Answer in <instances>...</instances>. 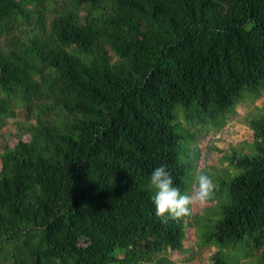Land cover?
I'll list each match as a JSON object with an SVG mask.
<instances>
[{"label":"trees","instance_id":"16d2710c","mask_svg":"<svg viewBox=\"0 0 264 264\" xmlns=\"http://www.w3.org/2000/svg\"><path fill=\"white\" fill-rule=\"evenodd\" d=\"M262 89L264 0H0V128L25 121L0 155V264H175L196 223L157 217L148 182L163 163L186 189L175 110L217 133ZM247 123L256 152L225 151L239 173L195 229L210 264H241L230 244L264 264V118Z\"/></svg>","mask_w":264,"mask_h":264},{"label":"rangeland","instance_id":"374dc122","mask_svg":"<svg viewBox=\"0 0 264 264\" xmlns=\"http://www.w3.org/2000/svg\"><path fill=\"white\" fill-rule=\"evenodd\" d=\"M17 117L14 120H9L7 124L0 128V155L6 148L13 147L18 140L17 130L25 124L23 114L20 109L17 111ZM231 122L228 124L233 130V143L225 144L218 142L216 145L208 141V137L215 133V126L222 120L220 117L215 121H210L208 125H203L197 120L189 119L184 112L177 108L175 110V119L172 123L175 132L180 136V145L182 149V156H186L185 163L187 165L186 174L184 176L185 191L191 192L194 184L192 182L193 174L205 171L214 180L215 190L214 195L206 202H194L192 211L186 220V227L189 230L192 222L196 223V227L190 229L187 242L185 241V251L183 254L171 252L170 259L175 264H210L209 257L213 253L212 250L201 249L197 246L195 238V229L201 230L204 234H208L213 230L214 225L221 218L222 207L228 201V192L224 188V183H229L239 171L234 169L231 165L224 161L225 151L232 146L239 153L244 149L250 155L255 154V146L252 139V132L249 129L247 121L260 120L264 118V89L258 93H247L245 98L236 108L235 115H229ZM205 131L209 134L204 136ZM27 139V136H23ZM197 147L200 149V159L198 162L195 158ZM215 147L218 150L213 149ZM233 151L229 150L227 154ZM0 159V171H1ZM152 191V189H151ZM197 214V215H196ZM12 249L11 246H7ZM11 251V250H10ZM223 253L225 259L230 263L241 261L242 264L246 258L247 250L242 248L236 249L233 245H228ZM6 256H3L4 259ZM247 260V259H246ZM243 261V262H242ZM248 264H261L260 257H253L248 259Z\"/></svg>","mask_w":264,"mask_h":264},{"label":"clouds","instance_id":"9594fccd","mask_svg":"<svg viewBox=\"0 0 264 264\" xmlns=\"http://www.w3.org/2000/svg\"><path fill=\"white\" fill-rule=\"evenodd\" d=\"M148 182L152 189L151 200L155 214L164 219L188 216L194 202L206 203L214 195L215 190L213 178L207 172L200 171L193 174L192 191H182L174 183L167 164L163 163L152 169Z\"/></svg>","mask_w":264,"mask_h":264},{"label":"built area","instance_id":"2783aa9c","mask_svg":"<svg viewBox=\"0 0 264 264\" xmlns=\"http://www.w3.org/2000/svg\"><path fill=\"white\" fill-rule=\"evenodd\" d=\"M233 135L232 128L230 126H226L219 132L211 134L208 137V141L214 145H216L218 142H226L225 144H231L233 143Z\"/></svg>","mask_w":264,"mask_h":264},{"label":"crops","instance_id":"0c3cea01","mask_svg":"<svg viewBox=\"0 0 264 264\" xmlns=\"http://www.w3.org/2000/svg\"><path fill=\"white\" fill-rule=\"evenodd\" d=\"M251 131V130H250Z\"/></svg>","mask_w":264,"mask_h":264}]
</instances>
